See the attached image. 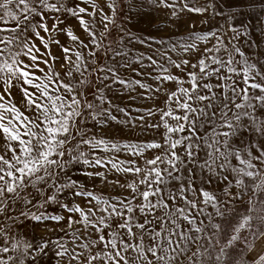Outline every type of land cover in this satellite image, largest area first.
Returning <instances> with one entry per match:
<instances>
[{"label":"snow or ice","instance_id":"snow-or-ice-1","mask_svg":"<svg viewBox=\"0 0 264 264\" xmlns=\"http://www.w3.org/2000/svg\"><path fill=\"white\" fill-rule=\"evenodd\" d=\"M261 192L264 0H0V264H264Z\"/></svg>","mask_w":264,"mask_h":264},{"label":"rangeland","instance_id":"rangeland-1","mask_svg":"<svg viewBox=\"0 0 264 264\" xmlns=\"http://www.w3.org/2000/svg\"><path fill=\"white\" fill-rule=\"evenodd\" d=\"M156 14L157 13H153V15H156ZM129 26H130V24H129ZM163 26H164L163 24L160 25V27H163ZM145 27H147V25H145L143 23H141L139 25V28H145ZM132 30L138 31V29H136V28H134ZM161 35H163V34L161 33ZM165 38H168V37H165ZM176 38L177 37L175 35L171 36L172 40H175ZM53 50L55 51V48H53ZM101 55H102V53H101ZM109 95H112V94L109 93ZM117 96H119L120 98L117 99ZM113 99H114V102L120 104V106H135V105H138L139 103H141L140 101H136L135 104H133V102H131L128 99V95L120 96L119 93H117L116 96L113 97ZM88 127H90V128L92 127L91 123H89ZM82 171H83V169L80 168L79 166L73 167L70 170L69 175L72 176L73 178L78 179L80 182L83 183V182H85V178L82 175ZM88 187L91 188L92 185L89 183ZM97 190L103 191L105 194H108L109 192L112 191L111 188H105L102 184H99V183L97 184ZM248 195H252V193L249 192ZM258 196L261 200H264V192L258 193ZM60 198L63 200H67V201L73 200V197L70 195V193H63V194H61ZM247 198H248V196H245V199H247ZM253 200H255V197H253ZM53 209H55V211H53ZM48 212H49V214H52V215L63 214V210L58 208L56 205L50 206L48 209ZM262 226H264V225H262ZM19 231H21V232L27 231L28 237L30 239H33L34 241H38L41 234L47 235V233L43 232V229H40L39 231H33L31 225H28L27 229L21 228V229H19ZM44 264H56L54 254L52 255V258L50 261L48 260V258H45Z\"/></svg>","mask_w":264,"mask_h":264}]
</instances>
